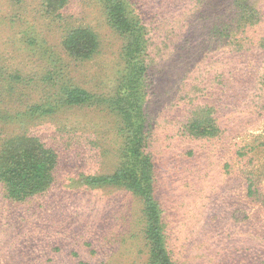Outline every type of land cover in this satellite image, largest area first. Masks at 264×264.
Segmentation results:
<instances>
[{"label": "trees", "instance_id": "16d2710c", "mask_svg": "<svg viewBox=\"0 0 264 264\" xmlns=\"http://www.w3.org/2000/svg\"><path fill=\"white\" fill-rule=\"evenodd\" d=\"M38 1L36 10L41 17L52 24L63 23L70 0ZM97 1L108 27L122 41L119 58L123 69L112 93L92 92L73 77L76 67L95 59L100 51V38L91 27H64L59 58L45 47V41L31 28L24 14L10 7L11 23L18 24L22 30L21 46L25 48L26 63L33 67L29 70L28 64L22 62L13 68L2 64L1 57L0 98L5 93L13 103L22 105V110L13 117L19 122L46 120L74 108L102 109L116 119L114 133L120 146L114 172L82 175L80 184L88 189L110 187L136 199L138 219L135 231L127 237L141 241L145 251L141 250L140 254L146 255L141 264H189L183 251L187 247L178 242V223L162 203L150 113L158 82L154 65L161 55L156 45L160 42L173 50L178 44L183 48L190 44L186 53H177L179 60L189 58L193 50L198 54H194L192 63H197L196 66L200 63L204 68L195 80L199 81L197 96L191 100L185 119L175 127L177 136L192 144L226 141L222 148L234 151L231 158L239 168L233 171L234 163L227 161L219 166L217 173L240 182L245 203L255 204L264 211V2L179 0L175 3L173 0L175 14L158 13L151 18L140 0ZM17 3L23 1L17 0L16 7ZM201 31L205 32L204 36ZM208 65H218L217 71L211 72L215 68ZM250 116L263 119L260 133L233 145L230 137H226L231 136L228 132L235 130L236 123L243 128ZM199 154L191 147L178 157L179 163L184 158L186 165L190 164L197 173L198 168L203 171L199 164L203 157ZM60 162L58 150L37 135L23 132L6 138L0 145V185L5 198L18 204L44 194L55 183ZM207 165L210 168L211 163ZM197 173H190V177L201 179L203 174ZM212 204L214 216H207L203 227L208 234L202 243L204 262L264 264V223H254L241 206L232 207L219 197ZM221 219H226L229 229ZM216 229H220L219 233ZM236 229L237 233L227 231Z\"/></svg>", "mask_w": 264, "mask_h": 264}, {"label": "rangeland", "instance_id": "374dc122", "mask_svg": "<svg viewBox=\"0 0 264 264\" xmlns=\"http://www.w3.org/2000/svg\"><path fill=\"white\" fill-rule=\"evenodd\" d=\"M22 1L16 7L17 0H0L1 63L18 68L24 62L29 70L33 67L30 62L26 63L25 48L21 46L22 30L18 24L11 23L10 7L24 14L31 28L45 41V47L59 58L58 47L64 27H91L100 38V51L95 59L76 67L73 77L92 92L110 95L123 69L119 58L122 41L108 27L98 1L70 0L61 25L49 23L37 13L38 0ZM172 1L140 0L143 10L151 18L158 13L175 14ZM202 34L204 36L205 32L201 31ZM186 48L190 49V44ZM186 48L180 44L173 50L160 42L156 45L161 55L154 65L158 82L150 102V113L153 114L163 206L170 210L178 223V242L187 247L183 250L186 261L207 264L202 257V243L208 236L203 227L207 216H214L212 203L217 197L226 204L230 202L232 207L241 206L253 217L254 223H264V211L255 204L245 203L240 182L217 173L219 166L232 161L234 155L233 150L222 148L226 141L192 144L190 140L177 136L175 127L185 119L191 100L197 96L199 81L195 80L200 75L199 70L204 69L200 63L198 66L192 63L194 54H198L193 50L189 52V58L179 60L177 53H186ZM210 67L215 68L211 72L218 69V65H208ZM21 110L22 105L13 103L3 93L0 98V145L10 136L29 132L55 147L61 162L53 186L25 203L9 202L0 185V264H141L146 258L145 253L140 254L144 250L141 241L137 237H127L135 231L138 219L136 199L117 189H88L79 182L82 175L114 172L120 146L114 133L116 119L102 109L74 108L65 109L46 120L22 119L19 122L13 117ZM6 115L8 119H5ZM23 122L25 125L20 124ZM262 126L263 119L250 116L243 128L236 123L235 130L228 132L231 136L226 137H230L233 145L240 144L259 134ZM191 147L203 157L199 162L203 171L198 168V173L190 164L186 165V159L181 158L183 165L179 163L178 157L189 152ZM207 162L211 163L210 168ZM232 162L233 171L238 170L237 161ZM190 173L203 176L201 179L190 177ZM220 215L224 216L223 211ZM222 223L228 222L225 219ZM225 225L229 229L230 224ZM219 230L216 229L217 233ZM227 231L237 233L238 229Z\"/></svg>", "mask_w": 264, "mask_h": 264}]
</instances>
